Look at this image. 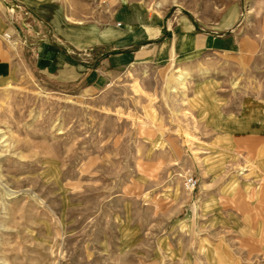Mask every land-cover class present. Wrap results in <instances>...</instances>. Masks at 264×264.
I'll list each match as a JSON object with an SVG mask.
<instances>
[{"label": "rangeland", "instance_id": "obj_1", "mask_svg": "<svg viewBox=\"0 0 264 264\" xmlns=\"http://www.w3.org/2000/svg\"><path fill=\"white\" fill-rule=\"evenodd\" d=\"M34 2L66 30L0 0V264H264V0ZM141 14L207 44L103 65L146 43ZM83 27L121 46L84 45ZM52 44L88 52L92 81L46 73Z\"/></svg>", "mask_w": 264, "mask_h": 264}, {"label": "crops", "instance_id": "obj_2", "mask_svg": "<svg viewBox=\"0 0 264 264\" xmlns=\"http://www.w3.org/2000/svg\"><path fill=\"white\" fill-rule=\"evenodd\" d=\"M32 8L39 10L42 14L43 10L37 9L34 5L38 2L34 0H25ZM37 1V0H36ZM59 10L55 7L52 12L44 16L51 23V19L54 23H51L57 30H66V24L61 21ZM55 17V18H54ZM59 18V19H58ZM67 20V17H66ZM136 24L138 26L132 28V31L140 30L138 34V41L144 40L143 44H139L134 48H125L119 51H110L102 55L103 65H120L125 62L126 57L139 54L142 51L145 53L153 52L154 57L158 59H165L166 57H172L173 54H179L181 56H188L192 53L201 51L207 44V40L201 34L194 33V27L187 20L180 18L176 23L177 31L171 30L166 25L164 26V20L154 16L153 14L147 17L143 14L137 16ZM0 24V30H1ZM165 29V37L163 31ZM131 30H129L131 32ZM172 31V32H171ZM61 32V31H60ZM74 37H80L84 41V45H87L86 39L91 44H116L120 45L121 39L124 37L123 31L120 30H105L102 31L97 37L88 33L85 27L76 28L70 31ZM170 32V33H169ZM89 35V36H86ZM210 36H212L209 33ZM81 43L76 44L75 47H83ZM121 46V45H120ZM82 48L79 51L72 49L62 48L60 44L42 45L38 48V64L44 68L46 73H52L59 77H72L74 81H92V65L89 61L88 52L83 53ZM88 57V58H87ZM258 128V127H257ZM256 135L252 136L263 139L264 136H258L257 133H264V127L262 129L254 131Z\"/></svg>", "mask_w": 264, "mask_h": 264}, {"label": "built area", "instance_id": "obj_3", "mask_svg": "<svg viewBox=\"0 0 264 264\" xmlns=\"http://www.w3.org/2000/svg\"><path fill=\"white\" fill-rule=\"evenodd\" d=\"M4 38L11 45H13V46H17L18 45V42H17L18 39H16L11 34H5ZM185 185H186V189L189 192L192 193L193 191L196 190L198 182H197V180L194 177H189V178L186 179V184Z\"/></svg>", "mask_w": 264, "mask_h": 264}, {"label": "bare ground", "instance_id": "obj_4", "mask_svg": "<svg viewBox=\"0 0 264 264\" xmlns=\"http://www.w3.org/2000/svg\"><path fill=\"white\" fill-rule=\"evenodd\" d=\"M253 10L251 9V11H250V13L252 12ZM55 18V17H54ZM59 19V18H58ZM67 20H71L69 17H67ZM79 23H81V22H79ZM73 24H74V22H73ZM75 25V24H74ZM79 25V24H78ZM81 25V24H80ZM176 57H175V55L173 56V59H172V61L175 63V59ZM189 76H190V74L189 73H187V72H184L180 77H178V80L181 82V84H182V86H184L185 85V83H186V81H188V79H189ZM230 144V143H229Z\"/></svg>", "mask_w": 264, "mask_h": 264}]
</instances>
